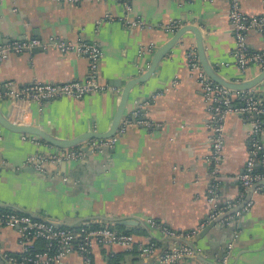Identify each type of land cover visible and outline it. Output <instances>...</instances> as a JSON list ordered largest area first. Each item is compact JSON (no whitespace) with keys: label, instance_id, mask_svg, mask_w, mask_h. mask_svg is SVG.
Returning <instances> with one entry per match:
<instances>
[{"label":"crops","instance_id":"0c3cea01","mask_svg":"<svg viewBox=\"0 0 264 264\" xmlns=\"http://www.w3.org/2000/svg\"><path fill=\"white\" fill-rule=\"evenodd\" d=\"M130 5L131 12L126 14L124 6L115 1L0 0L1 42L35 37L48 44L0 60V112L16 124L35 126L60 139L106 132L123 87L147 70L145 63L150 64L156 48L174 34L164 29L172 22L198 28L207 60L223 78L246 80L261 71L251 64L243 73L233 63L229 0H130ZM239 6L249 17L264 12V0H239ZM138 17L146 26L130 27L125 22ZM52 40L100 46L97 78L110 90L44 103L4 97L7 82L19 89L36 81L61 83L89 74L85 56L54 48ZM245 44L250 52L263 51L264 35L250 29ZM149 47H154L153 53L143 54ZM190 49L196 51L195 38L187 31L151 76L130 91L125 113L136 111L139 119L153 127H127L113 147L103 152L88 153L77 161L45 162L41 170H24L31 155H48L55 147L24 140L21 133L0 126V209L63 227L105 225L132 232L136 240L129 248L94 243V264H107L116 254H120L119 264H143L138 248L150 240L157 244L151 264H159L168 239L148 225L147 219L174 232H191L206 225L212 211L207 200L209 113L198 76L187 64L185 53ZM253 92L263 98L264 81ZM249 131L250 122L244 116H227L216 201L220 207H237L248 200V210L228 224L214 225L195 243L189 239L196 256L181 258L179 264H216L229 246L230 264H264V194L251 187L243 189L237 180L249 157ZM260 139L264 142V134ZM112 218H137L141 224L117 225ZM136 229L144 232L135 233ZM18 236L17 229L0 226L2 250L18 253ZM0 264L10 263L0 255ZM56 264H81V259L72 252Z\"/></svg>","mask_w":264,"mask_h":264},{"label":"built area","instance_id":"2783aa9c","mask_svg":"<svg viewBox=\"0 0 264 264\" xmlns=\"http://www.w3.org/2000/svg\"><path fill=\"white\" fill-rule=\"evenodd\" d=\"M72 3L82 1H115L124 6L126 14L131 12L130 0H59ZM229 20L234 33V47L231 51L234 65L241 71L246 72L249 65L264 68V50L250 52L245 44L246 31L258 29L264 35V12L259 16H245L240 11L239 0H229ZM128 25L146 26L142 18L126 19ZM180 27L178 22H172L165 26L167 33H173ZM50 45L61 51L68 52L75 50L85 56L89 62V74L82 79H73L61 83L33 82L22 88H15L12 82L4 84V97L13 100H23L25 102L44 103L64 97L80 99L86 95L104 92L110 88L101 84L97 78V66L102 55L100 46L93 42H81L76 45L67 44L61 41L52 40ZM48 44L35 37L15 38L7 41H0V60L5 59L10 53H21L34 48H47ZM154 47H149L143 51L152 54ZM187 64L191 70L196 72L202 87V96L206 104L209 116L206 127L210 131V149L207 161L210 164V185L207 191V200L212 205L209 221L219 215L233 209L235 204H228L220 207L217 204L219 180V166L223 160L224 150V122L229 114H239L250 122L248 136L249 157L243 167L242 172L237 176L243 189L256 184V188L264 194V142L261 135L264 134V97L260 98L250 94L249 91L234 90L215 83L201 68L197 53L190 49L185 53ZM149 66V61L145 63ZM139 114L132 111L123 116L116 134L107 139H89L82 144L72 148H55L48 155L33 154L24 163L25 166H32L36 170H41L45 162H67L77 161L85 157L88 153L103 152L113 147L118 134L124 132L127 127L142 125L145 128L153 127L148 120L138 118ZM24 140L35 144L43 142L38 136L32 134H22ZM86 149H83V147ZM250 202L239 211L228 215L220 222L228 224L230 220H237L245 213ZM146 223L159 231L168 240L165 251L159 257V264H179L181 258L195 257L196 250L186 244L172 239L189 240L194 237L205 225L191 232H174L164 227L159 222L147 219ZM0 226L15 228L18 231L19 258L4 252L0 247V255L10 264H56L62 262L63 258L75 252L81 259V264H94L91 256V248L94 243L100 246L119 245L131 247L135 243V236L131 233L119 231L113 226L86 225L79 227H63L58 224L35 218L30 214L17 213L10 209H0ZM41 239L45 242L42 250L33 251L32 246L35 240ZM157 244L153 241L139 245V257L143 264H151L155 255ZM230 246L226 253L217 260L216 264H230Z\"/></svg>","mask_w":264,"mask_h":264},{"label":"water","instance_id":"95a60500","mask_svg":"<svg viewBox=\"0 0 264 264\" xmlns=\"http://www.w3.org/2000/svg\"><path fill=\"white\" fill-rule=\"evenodd\" d=\"M187 31L191 32L194 35L195 49H196V53L198 57V62L201 68L203 69V71L207 74V76H209L215 83H218L224 87L234 89V90H243V91L250 90L252 91L250 92V94L254 96H258L257 93L253 92V89L259 86L264 81V68L257 75H255L254 77L250 79H246V80L232 81V80H227L223 78L217 73V71L213 68V66L208 62L206 54H205V50L203 47L202 36L198 28L191 26V25H184L178 28L174 32V34L171 36V38H169L165 43H163L158 48H156V50L154 51L151 57L150 64L147 70L140 76L132 78L125 84V86L123 87L121 91L119 103L114 113L111 125L106 132L89 131V132H85L71 139H60V138H56L55 136H52L51 134L35 126L16 124L15 122L8 120L7 116H4L1 112H0V126L12 132L36 135L42 141L46 142L47 144L55 148H72V147H76L82 144L83 142L89 139H107V138L114 136L124 116L125 109L127 106L128 96L130 94L131 89H133L137 84L145 82L151 76V74L154 72L160 60L169 52V50L175 45V43ZM37 50H40V49L34 48L32 51L35 52ZM83 149H86V147L84 146ZM23 169L28 170V171H35V168H33L32 166L24 167ZM256 186L257 185L254 184L250 187L253 190L256 188ZM247 202L248 200L243 201L241 204H239V206L227 211L226 213L219 215L218 217H216L215 219L211 221H209L208 219L207 224L204 226V228L201 229L194 237L190 239L191 242L195 243L197 240L201 239L203 236L206 235L209 229H211L214 225L219 226L218 223L223 218L235 213L236 211H239L241 208H243L246 205ZM110 221L114 222V224H117V225L141 224V221L137 218H112ZM172 240L182 242L186 244L187 246H189L190 248H192V245L189 240H186V239H172ZM208 263L213 264L211 262H208Z\"/></svg>","mask_w":264,"mask_h":264},{"label":"trees","instance_id":"16d2710c","mask_svg":"<svg viewBox=\"0 0 264 264\" xmlns=\"http://www.w3.org/2000/svg\"><path fill=\"white\" fill-rule=\"evenodd\" d=\"M3 210H6V209H3ZM8 210H10V209H8ZM14 211H16V210H14ZM16 212L17 213H21L19 211H16ZM93 226H97V225H93ZM113 227L116 228V229L119 228V227H116V226H113ZM134 231H135V233H142V232H144L143 229H141V230L136 229ZM123 232H125V233H132L131 231H123ZM44 246H45V242L43 240H41V239H37L33 243L32 250L33 251L42 250L44 248ZM9 254L12 255V256H14V257L19 258V253H9ZM119 262H120V254H116V255H113V257L108 260V263L107 264H119Z\"/></svg>","mask_w":264,"mask_h":264}]
</instances>
